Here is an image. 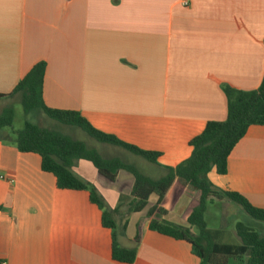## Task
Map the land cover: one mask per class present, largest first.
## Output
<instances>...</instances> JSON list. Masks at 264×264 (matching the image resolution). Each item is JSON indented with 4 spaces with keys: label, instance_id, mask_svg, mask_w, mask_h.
I'll return each instance as SVG.
<instances>
[{
    "label": "crops",
    "instance_id": "0c3cea01",
    "mask_svg": "<svg viewBox=\"0 0 264 264\" xmlns=\"http://www.w3.org/2000/svg\"><path fill=\"white\" fill-rule=\"evenodd\" d=\"M41 62L48 108L78 112L95 129L160 153L159 166H151L164 175V167L191 156L189 143L208 122L227 119L226 86L260 87L264 0H0V95L11 94ZM16 99H0V114L14 110ZM17 131L0 129V261L124 264L112 258L113 231L103 226L90 193L59 189L39 155L17 149ZM74 172L113 211L116 244L137 249L132 264H200L189 243L150 230L156 197L129 214L120 198L130 197V173L110 182L85 161ZM209 179L264 210V126H251L230 154L227 173L212 171ZM195 195L175 182L161 205L166 219L187 226ZM219 202L229 204L210 205ZM208 210L207 225L217 230ZM237 223L226 230L234 243Z\"/></svg>",
    "mask_w": 264,
    "mask_h": 264
},
{
    "label": "trees",
    "instance_id": "16d2710c",
    "mask_svg": "<svg viewBox=\"0 0 264 264\" xmlns=\"http://www.w3.org/2000/svg\"><path fill=\"white\" fill-rule=\"evenodd\" d=\"M45 73L46 64H36L11 94L0 95V99L19 96L26 115L40 113L62 126L80 129L98 144L123 149L159 166L160 153L142 150L114 135L101 132L78 112L48 108L43 99ZM224 93L228 105L227 119L208 122L203 132L190 141L191 156L175 168L164 167L165 174L159 179L148 177L135 165L119 157H105L97 148L84 141L70 138L28 120L22 129L15 132V142L20 152L41 157L42 170L55 176L59 189L90 193L91 202L102 210L103 226L113 231L112 258L116 262L134 263L137 249L121 248L116 244L113 211L105 207L104 200L96 188L74 172L80 161L90 163L101 177L110 182H115L121 171L130 173L134 184L130 197H127L129 214L144 211L149 207L152 198L156 197V203L148 210L150 230L189 243L200 264H264V234L239 222L236 225L238 243L228 244L226 231L210 229L205 219L208 205L229 200L241 206L252 219L264 223L263 209L254 207L237 193L218 189L209 179L212 171L219 175L227 173L230 154L251 126H264V78L257 90L240 91L226 86ZM14 115L12 108L4 110L0 114V129H12ZM175 182L196 192L197 206L190 214L187 226L168 221L167 211L161 207ZM120 199L124 202L122 197ZM193 228L197 229V234L192 232ZM139 239L140 231L136 239L137 244Z\"/></svg>",
    "mask_w": 264,
    "mask_h": 264
},
{
    "label": "rangeland",
    "instance_id": "374dc122",
    "mask_svg": "<svg viewBox=\"0 0 264 264\" xmlns=\"http://www.w3.org/2000/svg\"><path fill=\"white\" fill-rule=\"evenodd\" d=\"M11 105L14 106V110H15L14 121H13V128L15 130H20L21 128H23L25 119H29L31 122L40 124V126L42 127L57 131L70 138L84 141L89 146L93 148H97L105 157H119L120 159H122L123 161L129 164L135 165L138 169L141 170V172H143L147 176H150L151 178L159 179L164 176L161 170L152 168L151 163L147 162L145 159L141 157H137L120 148H114L111 146H103L101 144H98L97 142L92 141L80 129L62 126L48 119L45 115H42L40 113L35 114L33 112L31 114L26 115L24 113L21 102H19L18 99L11 102ZM124 197L126 196H122L123 201L127 202L128 198L126 197L125 199ZM154 198L155 197H153L152 200ZM228 202L229 204H224V203L219 202L215 205H210L208 207L209 210L207 214V221L211 228H215L217 230H225V231L231 230L232 231L234 230L233 224L235 222H241L246 226H250L251 228H253V230L255 231L257 230V232L264 234V223L263 222H257L256 220L252 219L250 216L246 214L243 208L239 206L238 204H235L229 200ZM223 223H225V225H223ZM257 223H261L262 227L258 226ZM254 224L257 226H255ZM193 232L197 233V229L193 228ZM226 242L235 244L233 241L228 240L227 238H226Z\"/></svg>",
    "mask_w": 264,
    "mask_h": 264
},
{
    "label": "built area",
    "instance_id": "2783aa9c",
    "mask_svg": "<svg viewBox=\"0 0 264 264\" xmlns=\"http://www.w3.org/2000/svg\"><path fill=\"white\" fill-rule=\"evenodd\" d=\"M184 5H188V3L185 1ZM0 264H5V263L0 261Z\"/></svg>",
    "mask_w": 264,
    "mask_h": 264
}]
</instances>
